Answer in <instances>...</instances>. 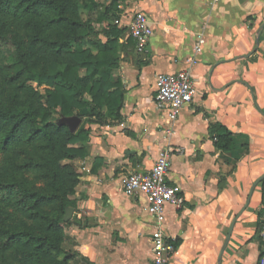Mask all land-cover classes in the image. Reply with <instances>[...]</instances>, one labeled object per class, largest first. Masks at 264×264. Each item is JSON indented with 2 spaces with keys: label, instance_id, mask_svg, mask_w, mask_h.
Listing matches in <instances>:
<instances>
[{
  "label": "crops",
  "instance_id": "1",
  "mask_svg": "<svg viewBox=\"0 0 264 264\" xmlns=\"http://www.w3.org/2000/svg\"><path fill=\"white\" fill-rule=\"evenodd\" d=\"M120 0L124 50L112 72L120 81L118 117L86 125L85 156L67 221L78 264H151L154 225L143 196L122 182L171 154L167 182L183 204L164 207L163 230L174 246L168 264H257L264 176V0ZM146 16L142 53L128 41V20ZM202 40V44L198 40ZM198 47V51L196 48ZM191 70L195 98L174 123L153 106L157 74ZM80 121V120H79ZM81 123V121H80ZM220 124L233 149L209 135Z\"/></svg>",
  "mask_w": 264,
  "mask_h": 264
},
{
  "label": "trees",
  "instance_id": "2",
  "mask_svg": "<svg viewBox=\"0 0 264 264\" xmlns=\"http://www.w3.org/2000/svg\"><path fill=\"white\" fill-rule=\"evenodd\" d=\"M119 2L0 0V264H61L62 245H74L63 233L79 183L71 162L85 156L86 125L123 105L111 80L124 50ZM93 24L106 25L102 38L86 42ZM209 135L219 151L233 149L224 126ZM260 204L262 227L264 179Z\"/></svg>",
  "mask_w": 264,
  "mask_h": 264
},
{
  "label": "built area",
  "instance_id": "3",
  "mask_svg": "<svg viewBox=\"0 0 264 264\" xmlns=\"http://www.w3.org/2000/svg\"><path fill=\"white\" fill-rule=\"evenodd\" d=\"M221 0H209L215 6ZM127 36L134 42L137 52L142 53L148 45L151 30L146 16L134 13L126 25ZM202 44V40H198ZM198 47L196 51H198ZM195 87L191 79V70L185 69L171 74H157L153 106L157 113L166 116L174 123L181 111L195 98ZM171 167V154L161 151L148 171L130 173L122 182V191L127 196H143L154 225L151 233V264H168L174 254V246L163 230L164 207L180 208L183 199L176 186L168 184L167 177ZM263 251L257 264H264V225L258 232Z\"/></svg>",
  "mask_w": 264,
  "mask_h": 264
},
{
  "label": "rangeland",
  "instance_id": "4",
  "mask_svg": "<svg viewBox=\"0 0 264 264\" xmlns=\"http://www.w3.org/2000/svg\"><path fill=\"white\" fill-rule=\"evenodd\" d=\"M103 4H107V2L105 1H102ZM84 17V16H83ZM96 17V14L94 13V15L92 16V18L94 19ZM106 25H103V26H98V25H95L93 24L91 26V31H90V35L88 38H86V42H90L92 40H96V39H100L102 38L101 35H99L100 33V30L101 28H105ZM29 85H32V84H29ZM32 86H35L34 84ZM0 158H1V155H0ZM67 229L68 228H64L63 229V233L66 234L67 233ZM67 235V234H66ZM63 252H59L56 256H57V261L60 262L61 264L64 262V259L68 258V262H66V264H74L73 260H77V259H81L80 255L73 252V245L70 244L69 242H66L64 243L63 245Z\"/></svg>",
  "mask_w": 264,
  "mask_h": 264
},
{
  "label": "water",
  "instance_id": "5",
  "mask_svg": "<svg viewBox=\"0 0 264 264\" xmlns=\"http://www.w3.org/2000/svg\"><path fill=\"white\" fill-rule=\"evenodd\" d=\"M78 123H79V120H77L76 118H73V119H71V121H70V125H71L72 128L77 127ZM263 179H264V176H262V177L260 178L259 182L262 181ZM70 214H71V210L68 209V210L66 211V214H65V217H64V221H67V220L69 219Z\"/></svg>",
  "mask_w": 264,
  "mask_h": 264
}]
</instances>
